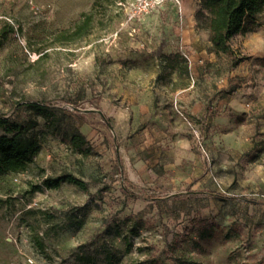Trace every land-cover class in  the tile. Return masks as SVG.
Instances as JSON below:
<instances>
[{"label":"rangeland","instance_id":"obj_1","mask_svg":"<svg viewBox=\"0 0 264 264\" xmlns=\"http://www.w3.org/2000/svg\"><path fill=\"white\" fill-rule=\"evenodd\" d=\"M138 1L0 0V29L15 28L0 47L6 79L0 111L10 113L14 101L24 99L66 103L56 102L49 120L26 106L14 115L21 123L38 119L40 150L25 172L0 175V264H156L155 257L161 264H264V202L246 200L264 201V117H258L264 104L253 102L247 114H238L212 99L192 115L189 91L183 101L176 95L191 80V50L179 45L176 30L193 12L196 20L201 2L181 0L179 11L165 0L134 19ZM91 8L89 34L57 38ZM261 21L256 31L234 38L240 56L257 50L264 15ZM196 32L209 50L206 31ZM175 52L187 61L172 63L167 57ZM228 67L226 58L208 64V76L196 78V86L217 94ZM247 70L234 79L232 92L250 99L251 90L264 87V58ZM149 88L156 104L145 98ZM75 132L86 137L89 154L72 147ZM64 171L84 179L87 190L66 181L54 189L43 185ZM201 190L246 199L192 193Z\"/></svg>","mask_w":264,"mask_h":264},{"label":"trees","instance_id":"obj_2","mask_svg":"<svg viewBox=\"0 0 264 264\" xmlns=\"http://www.w3.org/2000/svg\"><path fill=\"white\" fill-rule=\"evenodd\" d=\"M201 7L196 14L197 25L200 29L209 32L211 41V51L215 52L217 61L226 58L229 61L228 70L235 68L245 57L238 54L233 45V40L240 33H251L263 25L262 17L264 15V0H200ZM95 20L93 8L83 12L82 16L70 27L62 29L57 34L60 40L70 38L75 41L81 39L90 33ZM12 25H4L0 29V47L8 39L9 35L14 32ZM172 63H181L187 61V58L181 52L171 53L167 57ZM6 85L4 76H0V86ZM158 99H155V104ZM65 106L64 100L56 99H24L16 100L10 113L0 111V175L17 174L29 169L33 162V156L40 150L39 140L35 132L39 121L37 118H31L28 123H21L14 118V115L24 106H26L36 117H42L49 120L55 116V103ZM75 109L80 112L77 107ZM80 114V113H78ZM106 123L112 128L110 118L101 113ZM258 117H264V111L258 114ZM113 129V128H112ZM71 145L75 151L82 154L91 152V145L86 137L75 132L71 137ZM116 153L118 166L122 169L123 157L116 144ZM70 182L87 190L88 183L69 171L62 172L59 176H48L43 180V185L47 188H59L62 182ZM36 190L41 188L40 185L35 187ZM126 193L132 196L138 194L131 191L128 187L123 186ZM194 194H206L220 199L245 198L237 195H226L214 190L193 191ZM178 197V195L173 196ZM146 200H160L159 197H143ZM246 199V198H245ZM251 203H262L254 199H246ZM127 247L132 246L131 241L126 238ZM95 243V239L86 243L85 248H90ZM42 245V243H40ZM173 246V245H172ZM175 246V245H174ZM175 248V247H172ZM153 262L161 264L164 262L162 257H155ZM186 264H201L193 261L183 260Z\"/></svg>","mask_w":264,"mask_h":264},{"label":"crops","instance_id":"obj_3","mask_svg":"<svg viewBox=\"0 0 264 264\" xmlns=\"http://www.w3.org/2000/svg\"><path fill=\"white\" fill-rule=\"evenodd\" d=\"M188 10L189 9L187 8V5H185L184 12H186V14ZM193 13L191 14V19L188 21L187 25L176 30V33L181 36V42H179V45H181L184 50L185 48L191 50V53L186 55L189 63L188 77L191 80L187 87L180 88L176 91L178 100H185V97L181 96V94L186 90L189 91L188 97L190 98V101L193 105L191 106L192 115H198L200 112L205 111L204 109L206 105L212 99H216L225 107L233 106L238 114H247L251 104L253 105V102H261V104H264V87H260V89H257V91H255L256 89L251 90L253 93L252 98L250 99L245 94L241 95V93H236V91L232 92L234 79L237 76L239 77L241 75H246L248 70L245 71V68L250 66L253 60L264 58V38L259 41L257 50H254V53L250 58L244 59L235 68L227 72V84L219 85L215 91L217 94H213L210 87H204L201 89L199 86H196L195 79L201 76L205 78L208 76L207 66L212 62H217V56L215 52L211 51L212 44L208 31L205 30V34L208 36L207 46L209 50H205L203 47H201V43L198 42V39H196L198 36L196 29L199 30L200 28L194 19ZM144 94L147 102H155V94L151 88L145 91ZM256 98H258L257 101H255Z\"/></svg>","mask_w":264,"mask_h":264},{"label":"built area","instance_id":"obj_4","mask_svg":"<svg viewBox=\"0 0 264 264\" xmlns=\"http://www.w3.org/2000/svg\"><path fill=\"white\" fill-rule=\"evenodd\" d=\"M165 0H139L133 6V12L131 17L134 19H140L141 17L155 11L158 8L163 7ZM172 6L175 9L181 11L182 2L181 0H171Z\"/></svg>","mask_w":264,"mask_h":264}]
</instances>
